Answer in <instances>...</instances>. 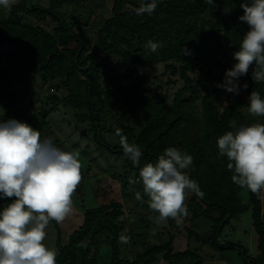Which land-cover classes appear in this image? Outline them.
Masks as SVG:
<instances>
[{
    "label": "trees",
    "instance_id": "16d2710c",
    "mask_svg": "<svg viewBox=\"0 0 264 264\" xmlns=\"http://www.w3.org/2000/svg\"><path fill=\"white\" fill-rule=\"evenodd\" d=\"M140 3L111 0L106 16L97 13L106 0H20L7 14L0 13V105L5 103L1 97L9 98L3 104L4 108L8 105L6 114L0 119L14 118L15 103L25 100L28 81L39 75L41 86L49 90L47 102L41 100L36 108L29 102L32 115L22 117L40 132L41 139L49 132L55 135L51 114L67 108L76 130L83 132L95 149L102 154L108 151L116 160L123 158L124 171L111 164L122 184L120 197L110 184L95 186L99 204L84 207L83 223L67 240L59 223L49 222L47 227L53 225L58 231L56 264H158L161 259L168 264H185L182 261L188 258L195 259L193 264H203L197 250H174V235L163 243L143 247L134 259L125 256L126 248L120 243L126 226L122 196L145 193L140 168L155 164L170 146L193 157L186 174L204 193L199 197L186 191L183 203L188 214L182 219H209L214 232L207 240L213 248L224 251L239 247L243 264H264L261 195L232 181L229 161L219 155L216 143L222 134L235 131L230 127L233 123L264 124V116L244 112L252 91L264 98V82L256 84L251 79L253 65L240 77V83L248 87L241 88L239 94L217 87L225 70L236 62L233 53L248 28L238 19L243 14L241 0H159L155 12L138 16L135 10ZM66 7H71L69 12ZM91 20L95 31L89 43L83 30L76 28L88 27ZM149 42H158L161 47L152 52ZM4 45L12 48L4 52L7 66L1 60ZM183 47L192 54L183 55ZM117 61L127 71H117ZM161 64L165 66L161 74L148 72ZM161 76L166 81L152 88L150 83H157L155 79ZM177 84L180 86L171 94L169 86ZM117 130L142 151L139 164L124 155ZM54 138L56 145L69 151L65 141ZM80 175L84 183L81 169ZM80 185V195H85L84 185ZM14 199L0 198V207ZM213 210H220L221 215H214ZM248 210L258 234L260 258L236 242H220L224 227ZM106 245L109 251L104 250Z\"/></svg>",
    "mask_w": 264,
    "mask_h": 264
},
{
    "label": "clouds",
    "instance_id": "9594fccd",
    "mask_svg": "<svg viewBox=\"0 0 264 264\" xmlns=\"http://www.w3.org/2000/svg\"><path fill=\"white\" fill-rule=\"evenodd\" d=\"M16 0H0V10L10 11ZM211 2V0H210ZM159 0H141L136 15H151ZM243 14L238 17L248 26L233 53L236 61L225 70L217 87L239 94L240 77L253 65L251 79L264 82V0H241ZM156 52L161 45L149 42ZM183 55H191L187 47ZM247 110L252 116H264V98L252 91ZM217 139L218 153L228 159L232 181L254 194L264 195V124L230 125ZM124 155L139 164L142 151L117 130ZM193 157L176 147H168L157 162L147 163L139 171L149 207L158 213L157 220L169 218L179 226L186 216V191L203 197L198 183L186 174ZM81 163L77 153L64 151L51 139L40 138V132L27 122L15 118L0 119V198L15 197L0 207V264H56V252L44 244L49 222L61 223L73 212L72 194L81 180ZM127 243V237H121Z\"/></svg>",
    "mask_w": 264,
    "mask_h": 264
},
{
    "label": "rangeland",
    "instance_id": "374dc122",
    "mask_svg": "<svg viewBox=\"0 0 264 264\" xmlns=\"http://www.w3.org/2000/svg\"><path fill=\"white\" fill-rule=\"evenodd\" d=\"M19 1L20 0H16V2ZM70 8L71 7H66L64 10L69 12ZM110 8L111 0H106L104 7H102L97 13L105 14L107 16L109 15ZM7 12L9 11L0 10L2 15L7 14ZM33 23H35V21ZM76 30L78 32L83 30L84 37L90 43L95 31L93 20H91V24L88 27L82 28L78 26ZM11 49V47L4 45L2 47V52L4 53L10 51ZM1 60L4 63V66L8 65L7 55H5V53L2 55ZM115 67L117 71H127V67L120 65L118 61L115 63ZM164 70L165 66L161 64L152 70H148V72L152 75H159L164 72ZM123 79L125 82L126 78ZM165 79L166 77L161 76L155 79L157 83L150 84L152 88H156L163 82V80L165 82ZM28 82L29 89L23 92L25 100L17 101L15 103V107L17 109L15 111L16 114L12 113V116L20 121H23V114H26L27 116L32 115V111L27 108V104H29V102H32V105L35 108L41 104V100L47 102L46 94L49 90L48 88H43L41 86L40 76L32 75V78ZM178 86H180V84L170 85V93L172 94ZM23 89L25 88L22 87V90ZM1 98H5L3 99V101L5 100V103L9 102V98L6 95ZM5 103L0 105V116H4L6 114V106L8 105L4 108L3 104ZM244 112L249 114L247 108L244 109ZM71 118L72 114L71 112H68L67 108H62V112L60 113H52L49 120L51 121L52 129L55 135H52L50 132L47 134L48 139L54 140V137L57 136L61 140L65 141L66 146L69 148V152L78 154V158L81 163L80 169L84 175L83 182L85 184L80 181L72 194V214L66 217L63 222L59 223L64 240H67L71 232L83 223L84 207H94L99 204V200L95 197L93 192L95 186L97 187L101 185L106 187L110 184L116 190V195L120 197L122 194V184L120 180L114 176V170L111 169V164L115 165L116 170L124 171L122 168L123 158L116 160L115 157L108 151L104 150V153L102 154L99 150L95 149L93 147L94 143L85 134H82L83 132L77 131L78 129L76 130ZM88 145H91L92 148H89ZM57 146L63 150V147H61L59 143H57ZM80 184L84 185L83 192L85 195H80L82 192V189L80 188L82 186ZM261 198L264 204V195H261ZM149 199L150 198L146 193L143 195L124 194L122 196V201L125 203V214L122 218L126 221V226L124 231H122L123 234L121 237H127L128 242L122 243L120 240V243L121 246H123V249L126 248V250H124L125 256L130 259H134L136 254L142 251L143 247L148 246L149 244L163 243L169 239L170 235H174V250L184 251L188 248L197 250V252L204 259L203 264H243L244 261L240 255L241 249L239 247H237V249L223 251L217 250L211 246L207 239L213 234L214 229L212 227V222L209 219L202 217L196 219L194 222L182 219V224L179 226L172 218H169L166 223H160L157 220L158 213L149 207ZM212 212L216 216L221 215L220 210H213ZM45 232L46 236L43 241L44 244L55 250L57 254V229L51 225L45 229ZM226 241H232L238 243L239 245H243V247L248 250L250 255L255 258L261 257L258 247V234L254 228L251 210L235 216L231 219L230 223L224 227L220 237V242L223 243ZM104 247V250L109 251L107 245ZM194 262V258H188L182 261V263L185 264H193ZM158 264L168 263L161 259Z\"/></svg>",
    "mask_w": 264,
    "mask_h": 264
}]
</instances>
